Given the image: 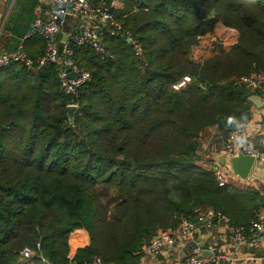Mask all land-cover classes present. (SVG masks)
Listing matches in <instances>:
<instances>
[{
    "label": "trees",
    "instance_id": "obj_1",
    "mask_svg": "<svg viewBox=\"0 0 264 264\" xmlns=\"http://www.w3.org/2000/svg\"><path fill=\"white\" fill-rule=\"evenodd\" d=\"M114 1L99 0L124 27L105 31L106 53L72 38L82 29L68 32L74 60L90 72L77 93L66 92L59 63L0 68V264H20L21 250L37 243L36 254L52 264H91L95 256L138 264L144 245L182 216L230 209L227 184L200 151L205 130L229 138L260 93L240 78L264 73V0ZM40 3L15 1L5 50L23 41L32 58L44 53L45 40L27 36ZM220 23L238 39L195 57L193 47Z\"/></svg>",
    "mask_w": 264,
    "mask_h": 264
},
{
    "label": "built area",
    "instance_id": "obj_2",
    "mask_svg": "<svg viewBox=\"0 0 264 264\" xmlns=\"http://www.w3.org/2000/svg\"><path fill=\"white\" fill-rule=\"evenodd\" d=\"M10 7L0 13V38L5 33L6 24L8 22L12 5L15 0H11ZM53 6L46 16L37 15L32 29L27 36L31 34L38 35L45 40V51L37 59L28 55L25 50L24 43L21 41L16 49L0 51V68L14 61L24 63L27 67L32 68L36 63L46 65L50 63H59V77L65 87L66 92L77 93L78 87L90 78V72L80 67L73 58V50L68 45V38L63 39L64 53L59 50L57 35L67 25L71 13H75L79 20L83 23L81 31L72 33V38L79 44L88 43L100 53H106L103 43L105 31L111 35H117L124 30L122 23L116 19L112 11L106 5H95L92 0H52ZM73 3L72 6L69 3ZM127 38L134 44V50L137 56L143 57L144 49L140 42H137L130 32L125 33ZM69 37V35L67 36ZM73 71L75 76H68ZM188 79V77H187ZM240 81L252 90H258L264 101V73L255 71L251 74L242 75ZM261 130L264 134V118L260 122ZM238 144H241L242 150L246 154L255 155V164L264 165V145H254L247 141L245 135L244 122L236 120L233 124V131L226 140L224 152L234 153ZM215 177L219 185L223 186L229 183L232 175L226 167L218 162L213 168ZM202 211V210H200ZM199 214L197 220H193L186 216H182L179 225L176 228H168L160 230L153 239L146 243L143 247L144 251L152 255H158L165 247L172 248L176 245L180 247L189 246L197 228L198 223L204 220V214ZM217 215L223 219L228 225L231 237L236 242L253 241L264 238V217L257 216L251 220L249 224H234L230 218L223 212L218 211ZM199 221V222H198ZM212 251L211 256H203L201 254L202 247L193 248L191 253H187L185 257L179 258L175 264H238L240 260L249 261L252 257L239 258L232 255L229 251L217 249L216 247H205ZM40 249V243L36 248L33 246H25L21 250L20 259L24 264H52L49 259L42 253L36 254ZM34 256H38L39 260L35 261ZM71 264H76L75 262ZM91 264H114L113 262L105 263L99 256H95Z\"/></svg>",
    "mask_w": 264,
    "mask_h": 264
},
{
    "label": "crops",
    "instance_id": "obj_3",
    "mask_svg": "<svg viewBox=\"0 0 264 264\" xmlns=\"http://www.w3.org/2000/svg\"><path fill=\"white\" fill-rule=\"evenodd\" d=\"M15 1L13 2L12 9ZM40 1V5L36 8V16H46L53 6V1ZM113 3L119 7L122 6V3L120 5L118 0H115ZM94 4L99 6L102 5L99 0H97V2ZM5 6L6 9L10 7V0H0V13H3V8H5ZM69 17H72L73 20L77 19L76 21H78V23L73 21V23H71V27L69 26V30H66V27H64L62 32L63 39H65V35H68V32H76L83 28V23L78 20V17L75 15V13H71ZM4 46V43L1 42L0 49L5 50ZM202 48V55H204L205 52H207V45L202 44ZM258 95L261 97L260 93ZM263 118L264 105L259 108L252 103L250 116L244 121L245 135L247 136V141L249 143L258 146L264 145V134L260 125V122ZM214 130L216 132V129ZM227 139L228 138L223 139L221 136H217L215 139H210L209 141L205 142L203 141L202 151H200V162L205 163L207 158H212V153L215 151H224V146ZM204 148L207 149L205 150ZM217 164L218 162L213 160L210 164L205 165L209 166L210 168H214ZM227 187L229 191L227 197V203L230 204L229 211H224L221 209L214 210L212 208L207 210L202 209L200 214H204V219L209 216L208 213L211 209L214 210V214L210 216L209 221L204 222L203 224L198 223V228L190 242H204L205 247L207 248L214 246L217 249L229 251L235 257L242 259L252 257L249 261L246 260L244 262V260H240L238 264H264V238L241 243L236 242L231 237L226 222L217 215V212L221 211L235 223H248L257 216L264 217V165L255 164L246 180H242L235 175L231 176ZM188 247H191V243L189 246L187 245L183 247H180L179 245H176L172 248L165 247L158 255L146 253L138 264H175L179 258L185 257L186 254L184 255L183 251L186 250L187 253H189Z\"/></svg>",
    "mask_w": 264,
    "mask_h": 264
},
{
    "label": "water",
    "instance_id": "obj_4",
    "mask_svg": "<svg viewBox=\"0 0 264 264\" xmlns=\"http://www.w3.org/2000/svg\"><path fill=\"white\" fill-rule=\"evenodd\" d=\"M69 5L72 6L73 3L71 2L69 3ZM67 36L68 35H65V39L68 38ZM67 70H69L68 76L70 78H73L75 74L73 71H70V66H67ZM249 100L252 101V103L255 104L259 108L264 105V102L262 101L260 95L258 94H252L249 97ZM76 108H77L76 104L68 105V117L71 123H74V112ZM255 158L256 157L254 154L244 153V151L242 150L241 144L237 145L236 151L234 153H228L224 151H215L212 153L213 160L222 164L224 167H226L229 173L241 178L242 180H246L249 177L252 171V168L254 167ZM208 214L209 216L206 217L203 221H200L199 222L200 224H203L204 222L209 221L210 216L214 214V210L211 209ZM191 247L192 248L202 247L201 254L203 256L212 255V251L205 248L204 242L192 241ZM183 254L184 255L187 254V251L186 250L183 251Z\"/></svg>",
    "mask_w": 264,
    "mask_h": 264
},
{
    "label": "rangeland",
    "instance_id": "obj_5",
    "mask_svg": "<svg viewBox=\"0 0 264 264\" xmlns=\"http://www.w3.org/2000/svg\"><path fill=\"white\" fill-rule=\"evenodd\" d=\"M118 2L121 5L122 2L120 0H118ZM10 3H12L11 0H10ZM5 10H6V6L5 8H3V11ZM76 20H73L72 17H69L68 23L65 29L68 28L69 30V26L71 27V23H73V21H76ZM75 23H78V21H76ZM237 37H238V31L236 29L228 27L220 23L217 25L214 33L205 35L204 37L201 38V43L193 47L194 56L197 58L204 59L205 57L212 55L216 47H219L222 45L225 48H229L237 40ZM202 44L207 45V48H206L207 52H205L204 55H202V50H203ZM214 129L215 128L212 127L211 129L209 128L205 130L202 141L204 142L209 141L210 139H215L217 136H220L217 132H215ZM204 149L206 150L207 148H204ZM188 252L189 253L192 252L191 247H188ZM19 261H20V264H24L23 260L20 259ZM35 264H42V263H35Z\"/></svg>",
    "mask_w": 264,
    "mask_h": 264
}]
</instances>
